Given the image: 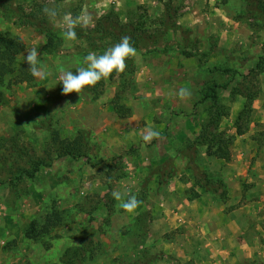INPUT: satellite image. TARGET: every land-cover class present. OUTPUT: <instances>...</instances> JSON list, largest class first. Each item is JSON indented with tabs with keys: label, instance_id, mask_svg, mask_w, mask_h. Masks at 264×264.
I'll return each instance as SVG.
<instances>
[{
	"label": "rangeland",
	"instance_id": "rangeland-1",
	"mask_svg": "<svg viewBox=\"0 0 264 264\" xmlns=\"http://www.w3.org/2000/svg\"><path fill=\"white\" fill-rule=\"evenodd\" d=\"M54 2L61 16L91 13L94 26L77 28V40L67 41L42 13L50 0H0V33L24 45L17 68L31 74L24 55L35 47L50 73L30 82H19L18 73L9 77L11 89L0 104V264H64L67 250L70 264H197L195 258H206L204 243L197 248L179 237L188 231L204 236L205 231L201 220L184 215L178 205L168 207L162 195L173 178L191 184L184 194L190 201L198 195L195 187L208 200L217 198L208 210L225 207L222 224L230 228L235 223L232 240L237 224L244 225L234 237L236 253L225 248L215 253L219 264L232 258L234 264H264V208L257 212L250 204L247 218L238 212L245 201L256 204L259 195L234 201L233 188L203 168L215 159L206 155L214 127L209 122L216 113L213 103L203 99L210 86H218V105L225 114L217 132L229 137L236 135L237 124L245 128L244 118L237 119L250 96L248 138L243 140L252 146L247 161L254 162L263 147L264 103L260 98L262 104H254L264 94V0ZM48 30L60 40L49 51L43 33ZM124 35L131 37L137 56L126 60L123 73L113 72L79 94H60L61 66L75 72L86 66L90 51L103 54ZM180 87L191 91L190 99L170 95ZM116 102L128 113L119 117ZM144 127L159 131L160 137L145 144ZM51 132L76 140L82 157L57 158ZM233 149L223 162H232ZM37 159L48 166L29 179L24 171ZM206 178L214 183L206 185ZM251 187L244 184V192L256 188ZM113 190L141 201L134 213L120 208ZM55 212L62 218L58 228L26 237L31 224L41 229ZM224 236L212 239L232 246ZM207 259L214 264L216 258L209 253Z\"/></svg>",
	"mask_w": 264,
	"mask_h": 264
},
{
	"label": "crops",
	"instance_id": "crops-1",
	"mask_svg": "<svg viewBox=\"0 0 264 264\" xmlns=\"http://www.w3.org/2000/svg\"><path fill=\"white\" fill-rule=\"evenodd\" d=\"M262 93H264V89L262 90ZM262 95L263 97H261ZM260 98L262 99L264 103V99H263L264 94H261L260 92L259 97L257 98L258 101H256L254 105L262 104V101ZM260 121L262 120L260 119ZM246 138H248V136H245L244 134L242 136L236 137L235 142L233 144V147H234L233 155L234 153L236 154L235 156H233L232 162L225 163L223 162V160H219L215 158V159H209L208 162L205 163L203 166L204 170L206 169L209 176L223 178L226 185L231 186L233 188V194H231L230 197H233L234 201H240L242 196H245L248 199V196L250 195V193L259 195L257 196L258 199H257L256 204H253L255 202L252 203L251 201H245L248 203L238 210V212L241 213V215H244L245 217L247 216V214L249 216V212L247 211V209H249L250 204H252L253 209L257 210V212L262 211L264 208V206L263 207L261 206V204H264V143L262 145L263 147L260 149V153H258L257 155L258 156L257 159L254 162L250 163L251 160L247 161L246 156L249 152L248 149L250 147L252 148V146L250 145V142L243 141ZM238 153L240 154L238 155ZM252 158H253V155H251V159ZM205 161L206 160H204V162ZM185 175H187V173H185ZM254 182H256V186L253 184ZM244 184H246L247 189L251 187L249 185H252V187H256V188H253L250 191L248 190L247 192H244L243 190ZM190 186L191 184L189 182L182 183V182L176 181V178H173L170 184H168V187L165 188V192L163 193L162 197L164 196L167 198L166 203L168 207H171L174 205H175L174 207H176L178 205V207H181L182 210L184 211V215L192 216L193 217L192 219L194 220H198V221L201 220L202 226L200 227V229H204L205 231L204 236H202L201 233L198 234L197 231L196 232L188 231V232H184L183 235L179 237V240L185 241L186 244L187 243L191 244V241H193L194 247L197 246V248H198V245H202L204 243L203 244L204 248L207 250L206 258L205 260L203 258V259H200L199 261L197 260V258H195L196 263L197 264H207V263L210 264L211 262H209V259H207L210 253V255L216 258L214 259V264H219L221 259L218 258L217 254L215 253H218L220 251L221 253H224L221 250V248H225L226 252L229 250L230 252L236 253L238 250H236V246L234 244V237L236 238L241 235L240 231L244 229V225H239V223L237 224L239 227V230H236V232H234L235 234L232 240L230 234L231 232L234 231L233 226L235 223L233 221L232 223L229 222L230 225L233 224V226L230 228L228 225L222 224L223 214L221 215L220 213H223V211L225 210V207H221V209L219 208L215 209V211L216 210L218 211L215 213L214 211H210V210H214L212 208L208 210V207L211 206L210 205L211 202L213 201L219 202V201L217 200L216 197L212 198L216 200H211V198L208 200L209 197H206V195L201 194V191L197 189L198 187L197 188L195 187V191L198 193L197 197H195L191 201L188 200L186 197H184L185 196L184 194H185L186 189ZM238 189H239V192L235 194V192H237ZM229 210H231V208H229ZM230 213L232 214V211ZM219 217H221V219H219ZM223 217L225 216L223 215ZM216 219H219V223L216 221ZM232 220H233V216H232ZM172 229H174L173 230L174 232L177 230V227H174ZM223 234L229 237V243H231L232 246H227L222 241V239L219 241H214L212 239V238H216L220 236L225 237ZM150 235H151V230H150ZM225 242L228 243L227 239L225 240ZM166 244L169 246V243H165L163 246H167ZM248 245L249 244H247V246ZM193 251L195 252L196 250L194 249ZM168 254H171V252H168ZM220 255L219 257H223L222 255L221 256ZM244 255L247 258V261L249 262L250 256L246 253ZM234 263H235V260L233 258L227 259L226 261L221 262V264H234Z\"/></svg>",
	"mask_w": 264,
	"mask_h": 264
},
{
	"label": "clouds",
	"instance_id": "clouds-1",
	"mask_svg": "<svg viewBox=\"0 0 264 264\" xmlns=\"http://www.w3.org/2000/svg\"><path fill=\"white\" fill-rule=\"evenodd\" d=\"M42 13L54 25L60 27L63 38L67 41L77 40V28L87 29L94 26V17L91 13L82 12L73 16L70 12H65L61 16L60 9L54 0H50V3L42 8ZM136 56L137 49L133 46L131 37L127 35L122 36L118 43L107 48L103 54L90 51L83 60L86 66L77 68L75 72L67 70L63 66L59 68L60 94L62 96H69L72 93L79 94L85 87L95 86L102 79H107L113 72L123 73L127 67L126 60ZM24 61L28 65L27 70L34 78L44 79L50 74L41 65L40 53L35 47L26 51ZM170 95H174L180 100H186L191 98L192 93L187 87H180ZM140 134L145 144L160 137V132L151 127L142 128ZM111 194L116 201L121 202L120 208L127 213H134L141 203L135 195L125 194L117 190H113ZM126 195L127 198L125 199Z\"/></svg>",
	"mask_w": 264,
	"mask_h": 264
},
{
	"label": "trees",
	"instance_id": "trees-1",
	"mask_svg": "<svg viewBox=\"0 0 264 264\" xmlns=\"http://www.w3.org/2000/svg\"><path fill=\"white\" fill-rule=\"evenodd\" d=\"M122 26H119L121 29ZM46 39L47 44L45 49L47 51L54 48L56 42H60L59 38L55 33L48 30L43 32ZM133 44V43H132ZM134 46V44H133ZM24 45L20 38L13 37L8 33H0V104L3 100L4 94L6 90L11 89L10 83L8 81L9 77L14 76L18 73L19 82L27 81L30 82L33 79L31 74H28L25 69L17 68V58L23 52ZM189 55V54H186ZM218 86L213 85L208 87L207 94L204 95V100H209L213 103V107L216 109L215 113V120H210L209 124L213 125V132L209 134L210 141L208 142V147L206 151V155L208 157L216 158L223 161L229 160V149L233 146L234 141L237 136H242L247 132L248 129V121H249V114L251 113V101L252 97L247 96V105H245L243 111L241 112L240 116L237 119V122L241 120L243 117L246 121L245 128L239 127L237 124L236 128V135L224 137L223 134L218 133V122L220 121L221 117H224L225 114L220 112V106L218 105V95H217ZM203 100V101H204ZM115 110L116 113L120 116H124L128 113V109L123 105L115 103ZM126 112V113H125ZM202 134L198 136L201 138ZM50 142L51 147L53 148L54 152L56 153L57 158H64L68 157L75 161L79 160L82 157V154L78 148V142L75 140L74 142H69L67 140L60 139L59 134L57 132L50 133ZM47 167L48 165L44 162V160L37 159L36 161H32L31 169L24 171V175L29 179H34L35 175L39 172L41 167ZM214 182L212 179L206 178V185L213 184ZM194 197H197L195 195ZM62 218L58 213H53L50 218L47 219L45 225L42 226L41 229H36L35 223L30 225L29 232H27L26 237L28 238H35L38 235L48 234L51 230L58 228L61 225ZM30 230L31 233L30 234ZM78 249H75L73 252V258L78 256L77 253ZM70 250H67L63 256L65 261L64 264H70L69 257Z\"/></svg>",
	"mask_w": 264,
	"mask_h": 264
}]
</instances>
